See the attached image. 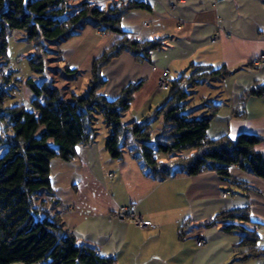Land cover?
I'll return each instance as SVG.
<instances>
[{
  "label": "crops",
  "instance_id": "crops-1",
  "mask_svg": "<svg viewBox=\"0 0 264 264\" xmlns=\"http://www.w3.org/2000/svg\"><path fill=\"white\" fill-rule=\"evenodd\" d=\"M93 1L103 7L113 5V0ZM142 1L151 8L131 10L121 27L139 41L163 38V46L151 52L148 60L124 52L102 70L107 80L102 92L110 98L130 83H140L123 120L139 121L163 104L167 90L159 89L157 81L164 69L171 79L187 73L192 64L225 67L228 74L190 88L189 108L197 116L217 108L207 129L209 138L255 133L263 140L254 148L264 153V96L250 97L245 116H235L241 95L264 81V62H256L264 54L262 1ZM219 27L218 40L211 42ZM118 37L87 24L60 43L61 62L70 70L89 71L93 60ZM200 92L202 96L194 99V93ZM154 121L161 126L162 117ZM107 136L106 128L101 139L95 134L92 143L79 145L74 159L51 161V183L62 225L79 242L114 256L115 264H264V256L247 257L248 250L238 246L239 234L224 232L223 223L204 225L220 211L248 207L252 222L239 225L255 230L258 248L264 249V178L233 166L230 180L206 171L178 173L158 181L143 173L129 151L122 159H113L105 147ZM223 191L230 196L221 197ZM130 204L152 223L150 227L114 217L119 207ZM185 223L180 238L179 229ZM198 237L203 243H198Z\"/></svg>",
  "mask_w": 264,
  "mask_h": 264
},
{
  "label": "trees",
  "instance_id": "trees-1",
  "mask_svg": "<svg viewBox=\"0 0 264 264\" xmlns=\"http://www.w3.org/2000/svg\"><path fill=\"white\" fill-rule=\"evenodd\" d=\"M150 8L142 0L108 7L93 0H0V264H115L114 256L101 254L96 246L79 242L64 229L50 176L53 158L70 161L79 145L94 141L97 113L108 128L105 147L110 156L122 159L129 151L143 173L155 180L206 171L230 180L233 166L264 178V153L254 148L263 140L261 136L240 132L233 138H209L207 129L217 108L201 116L189 108L190 88L228 74L225 67L192 64L187 73L169 79L163 104L139 121L125 122L123 117L140 83H130L116 98L102 92L107 83L102 70L113 59L128 51L148 60L151 52L163 46V38L139 41L121 27L131 10ZM87 24L119 35L94 59L87 88L65 97L52 79L29 77L25 84L33 94L30 107L5 106L18 89L13 83L18 82L16 69L9 63V31L25 33L34 49L27 57L31 72L43 75L46 45L60 44ZM263 96L264 81L241 95L235 116H245L250 97ZM157 116L162 117V124L154 132ZM186 151L192 153L183 156ZM219 222L224 232L239 234L238 246L248 250L247 257L264 256V249L258 248L259 234L239 225L252 222L248 207L220 211L204 225ZM186 226L180 227V238Z\"/></svg>",
  "mask_w": 264,
  "mask_h": 264
},
{
  "label": "rangeland",
  "instance_id": "rangeland-1",
  "mask_svg": "<svg viewBox=\"0 0 264 264\" xmlns=\"http://www.w3.org/2000/svg\"><path fill=\"white\" fill-rule=\"evenodd\" d=\"M82 29L78 30L79 33L82 31ZM102 33H107V32H102ZM59 45L60 44H55V43L46 45V48L48 49L45 54L46 71L44 72L43 75H35L31 72L28 59H27L28 55L34 52L32 43L26 41L25 33L23 31L21 30H10L9 31V35H8L9 63L13 69H16V73L14 77L17 78L18 82L13 81V83H17L18 89L15 91L12 97H9L5 100V103H4L5 106L24 104L27 108L30 107L29 101L33 98V94L31 93V91L28 89V87L25 84V80L29 77H32L33 79H36V80L41 79V78L52 79L55 86H57L61 90L62 94L65 97H69L72 92L81 93L87 88L88 83H89V78H90V72H91V68H92V64L94 60L91 64V68L89 71L80 72L76 70H71L67 72V70H65L66 67L61 62L62 58H61V51H60ZM165 70H168V69H164V71ZM163 72L161 73L157 81L158 88H159V80ZM166 90L168 93V88ZM203 90L201 89V92ZM201 92L200 94L194 93L196 95V98L195 96L193 98L199 99V97L202 96ZM157 124L158 122L156 121H153L152 123V128L154 132H158L160 128V126ZM94 126L96 128V136H99V139H101L103 137V134L106 133V128H107L101 113H97L95 115ZM191 153L192 151H186L183 153V156H189ZM175 157L176 156H174L173 159ZM166 160H168V157L165 158V161Z\"/></svg>",
  "mask_w": 264,
  "mask_h": 264
},
{
  "label": "built area",
  "instance_id": "built-area-1",
  "mask_svg": "<svg viewBox=\"0 0 264 264\" xmlns=\"http://www.w3.org/2000/svg\"><path fill=\"white\" fill-rule=\"evenodd\" d=\"M261 1L263 3V6H264V0H261ZM113 3L120 4V1L119 0H113ZM221 29L222 28L219 27L218 30L211 36V38H210L211 42H216L218 40ZM256 62L257 63L264 62V54L260 55L256 59ZM168 83H169V70H165L163 72L162 76L160 77L159 88L161 90H166L168 88ZM227 196H230V193L228 191H223L221 193V197H227ZM66 210H68V209H66ZM114 217L117 219H121V220H132L140 228H147V227H150L152 225V223L149 220L142 219V217L137 214L135 204H130L127 206L119 207L115 211ZM197 241L199 244L203 243V239H201L200 237L197 238Z\"/></svg>",
  "mask_w": 264,
  "mask_h": 264
}]
</instances>
